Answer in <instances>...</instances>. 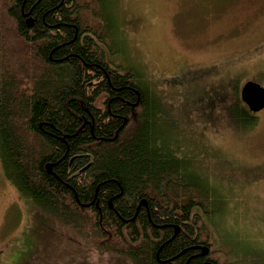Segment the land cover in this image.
Masks as SVG:
<instances>
[{
	"label": "trees",
	"instance_id": "16d2710c",
	"mask_svg": "<svg viewBox=\"0 0 264 264\" xmlns=\"http://www.w3.org/2000/svg\"><path fill=\"white\" fill-rule=\"evenodd\" d=\"M115 4L0 0V163L34 222L46 216L117 264L210 262L200 247L213 246L223 190L181 156L188 142L162 126L171 111L155 86L114 57ZM239 93L225 100L249 130L257 118Z\"/></svg>",
	"mask_w": 264,
	"mask_h": 264
},
{
	"label": "rangeland",
	"instance_id": "374dc122",
	"mask_svg": "<svg viewBox=\"0 0 264 264\" xmlns=\"http://www.w3.org/2000/svg\"><path fill=\"white\" fill-rule=\"evenodd\" d=\"M115 7L124 51L116 44L114 57L155 86L171 111L162 126L188 142L181 156L223 190L215 198L222 214L209 221L216 229H206L210 256L264 264V110L253 114L255 127L240 130L225 100L232 87L241 96L247 82L264 88V0H116ZM31 212L0 163V264L118 263L44 215L34 222Z\"/></svg>",
	"mask_w": 264,
	"mask_h": 264
},
{
	"label": "water",
	"instance_id": "95a60500",
	"mask_svg": "<svg viewBox=\"0 0 264 264\" xmlns=\"http://www.w3.org/2000/svg\"><path fill=\"white\" fill-rule=\"evenodd\" d=\"M29 27H33L34 22L28 21ZM241 100L248 107L251 113H260L264 110V88L257 83L247 82L241 89ZM48 171H51V167L47 166ZM141 205H146L143 202ZM179 230L177 229L176 233ZM201 254L200 256L206 257L208 256L210 250L208 247H200ZM204 264H210L209 262H205Z\"/></svg>",
	"mask_w": 264,
	"mask_h": 264
},
{
	"label": "flooded vegetation",
	"instance_id": "af4514ba",
	"mask_svg": "<svg viewBox=\"0 0 264 264\" xmlns=\"http://www.w3.org/2000/svg\"><path fill=\"white\" fill-rule=\"evenodd\" d=\"M147 206V204H146ZM212 253L211 249H210V253L208 254V257L210 258V264H216V259H214L213 257H210V254ZM233 262V261H232ZM232 262L229 263H222V264H231Z\"/></svg>",
	"mask_w": 264,
	"mask_h": 264
},
{
	"label": "bare ground",
	"instance_id": "6f19581e",
	"mask_svg": "<svg viewBox=\"0 0 264 264\" xmlns=\"http://www.w3.org/2000/svg\"><path fill=\"white\" fill-rule=\"evenodd\" d=\"M28 21H32V20H28ZM48 166H50L51 167V165H48ZM146 204V203H145ZM146 206V205H145Z\"/></svg>",
	"mask_w": 264,
	"mask_h": 264
}]
</instances>
